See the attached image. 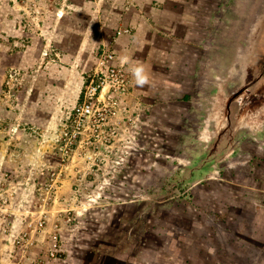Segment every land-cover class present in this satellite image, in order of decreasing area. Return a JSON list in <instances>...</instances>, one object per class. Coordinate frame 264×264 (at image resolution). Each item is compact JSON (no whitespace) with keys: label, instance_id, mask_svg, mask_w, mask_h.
<instances>
[{"label":"rangeland","instance_id":"1","mask_svg":"<svg viewBox=\"0 0 264 264\" xmlns=\"http://www.w3.org/2000/svg\"><path fill=\"white\" fill-rule=\"evenodd\" d=\"M0 264H264V0H0Z\"/></svg>","mask_w":264,"mask_h":264},{"label":"clouds","instance_id":"2","mask_svg":"<svg viewBox=\"0 0 264 264\" xmlns=\"http://www.w3.org/2000/svg\"><path fill=\"white\" fill-rule=\"evenodd\" d=\"M122 62L125 64H130L128 57H122ZM130 70L135 79L137 86L144 87L148 83V77L145 73V69L143 64L140 62H135L134 64H130Z\"/></svg>","mask_w":264,"mask_h":264},{"label":"built area","instance_id":"3","mask_svg":"<svg viewBox=\"0 0 264 264\" xmlns=\"http://www.w3.org/2000/svg\"><path fill=\"white\" fill-rule=\"evenodd\" d=\"M108 59H111V56H108ZM92 96H94V90H92L91 85H89L84 95L83 104L75 110V113L78 117H87L88 115L91 114V102L90 101H91Z\"/></svg>","mask_w":264,"mask_h":264},{"label":"crops","instance_id":"4","mask_svg":"<svg viewBox=\"0 0 264 264\" xmlns=\"http://www.w3.org/2000/svg\"><path fill=\"white\" fill-rule=\"evenodd\" d=\"M190 22V20L188 21V23ZM191 23V22H190Z\"/></svg>","mask_w":264,"mask_h":264}]
</instances>
